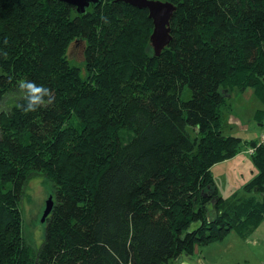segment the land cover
I'll return each instance as SVG.
<instances>
[{
  "label": "trees",
  "instance_id": "trees-1",
  "mask_svg": "<svg viewBox=\"0 0 264 264\" xmlns=\"http://www.w3.org/2000/svg\"><path fill=\"white\" fill-rule=\"evenodd\" d=\"M162 1L176 11L156 56L148 9L0 0V107L18 92L0 111V264H170L263 224L264 135H225L222 109L250 88L264 102V0ZM20 80L52 103L22 111ZM250 148L260 173L225 199L212 168ZM36 177L54 205L33 252L22 208Z\"/></svg>",
  "mask_w": 264,
  "mask_h": 264
},
{
  "label": "rangeland",
  "instance_id": "rangeland-1",
  "mask_svg": "<svg viewBox=\"0 0 264 264\" xmlns=\"http://www.w3.org/2000/svg\"><path fill=\"white\" fill-rule=\"evenodd\" d=\"M72 55H75V58L79 57L78 60L80 61L72 60L71 63L81 66L80 64L84 60L83 52L80 49H73ZM17 97L18 92L10 94L0 107V111L9 110ZM222 118L225 135L240 137L249 144L254 143L253 141L260 142L262 135H264V102L258 97L255 89L231 92L228 96L227 105L222 109ZM212 172L219 195L232 201L246 197V187L252 184L260 173L254 158L246 151L239 153L232 159L215 164ZM52 195L45 180L38 177L31 179L25 188L22 208L25 219L24 232L25 239L33 252L38 250L45 240L46 224H43L45 222L42 219L46 202ZM233 236L237 238L236 250L231 255L216 254L215 259L219 263L264 264V222L251 237L253 240L244 241L236 233H233ZM256 237H259L262 242H257L258 239L255 241L254 238ZM252 243L255 245L260 243V245H247Z\"/></svg>",
  "mask_w": 264,
  "mask_h": 264
},
{
  "label": "water",
  "instance_id": "water-1",
  "mask_svg": "<svg viewBox=\"0 0 264 264\" xmlns=\"http://www.w3.org/2000/svg\"><path fill=\"white\" fill-rule=\"evenodd\" d=\"M67 4L77 8L79 13H86L87 9L96 3V0H63ZM125 2L139 9H148L149 17L153 21L154 29L150 37V45L156 56H159L166 49L172 40L171 19L176 11V7L162 0H116ZM53 196L46 202L42 221L50 215L53 209Z\"/></svg>",
  "mask_w": 264,
  "mask_h": 264
},
{
  "label": "crops",
  "instance_id": "crops-1",
  "mask_svg": "<svg viewBox=\"0 0 264 264\" xmlns=\"http://www.w3.org/2000/svg\"><path fill=\"white\" fill-rule=\"evenodd\" d=\"M250 239L252 238H249L248 240ZM236 240H237L236 236H233V234H231L224 241H219L207 246L198 247L192 255L183 256L182 258L170 264H221L219 263V261L215 259L216 254L218 255H222L224 253H226L227 255L233 254L234 250H236L237 248ZM248 240H244V241H248ZM254 240L257 242H262V240L259 239V237L254 238ZM247 245L259 246L260 243L259 244L256 243V245L253 243Z\"/></svg>",
  "mask_w": 264,
  "mask_h": 264
},
{
  "label": "clouds",
  "instance_id": "clouds-1",
  "mask_svg": "<svg viewBox=\"0 0 264 264\" xmlns=\"http://www.w3.org/2000/svg\"><path fill=\"white\" fill-rule=\"evenodd\" d=\"M103 19L107 23V18ZM17 87L24 101L19 108L24 112H36L52 103L51 90L43 85L34 81L20 80Z\"/></svg>",
  "mask_w": 264,
  "mask_h": 264
},
{
  "label": "built area",
  "instance_id": "built-area-1",
  "mask_svg": "<svg viewBox=\"0 0 264 264\" xmlns=\"http://www.w3.org/2000/svg\"><path fill=\"white\" fill-rule=\"evenodd\" d=\"M260 143H264V137L262 138V140H261ZM254 152H255V149H254V148H251V149H249V151H248L249 154H254Z\"/></svg>",
  "mask_w": 264,
  "mask_h": 264
},
{
  "label": "flooded vegetation",
  "instance_id": "flooded-vegetation-1",
  "mask_svg": "<svg viewBox=\"0 0 264 264\" xmlns=\"http://www.w3.org/2000/svg\"><path fill=\"white\" fill-rule=\"evenodd\" d=\"M91 6H92V5H91ZM91 6H90V7H91ZM90 7H89V8H90Z\"/></svg>",
  "mask_w": 264,
  "mask_h": 264
}]
</instances>
